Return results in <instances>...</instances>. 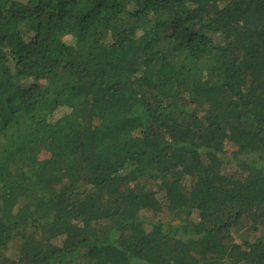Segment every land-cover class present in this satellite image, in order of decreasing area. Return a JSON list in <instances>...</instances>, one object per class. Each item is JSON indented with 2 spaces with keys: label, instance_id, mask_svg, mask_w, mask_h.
<instances>
[{
  "label": "trees",
  "instance_id": "trees-1",
  "mask_svg": "<svg viewBox=\"0 0 264 264\" xmlns=\"http://www.w3.org/2000/svg\"><path fill=\"white\" fill-rule=\"evenodd\" d=\"M0 264H264V0H0Z\"/></svg>",
  "mask_w": 264,
  "mask_h": 264
},
{
  "label": "rangeland",
  "instance_id": "rangeland-1",
  "mask_svg": "<svg viewBox=\"0 0 264 264\" xmlns=\"http://www.w3.org/2000/svg\"><path fill=\"white\" fill-rule=\"evenodd\" d=\"M30 83H31V82H28V85H29ZM60 113H61V112H58L56 116H58ZM114 258H115V259H118V261H120V262H123V263L125 262V259H124V257H122V256L116 255Z\"/></svg>",
  "mask_w": 264,
  "mask_h": 264
}]
</instances>
